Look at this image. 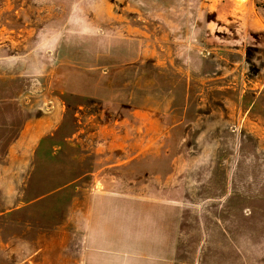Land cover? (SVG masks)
Segmentation results:
<instances>
[{
  "label": "rangeland",
  "instance_id": "obj_1",
  "mask_svg": "<svg viewBox=\"0 0 264 264\" xmlns=\"http://www.w3.org/2000/svg\"><path fill=\"white\" fill-rule=\"evenodd\" d=\"M90 201L264 264V0H0V264H76Z\"/></svg>",
  "mask_w": 264,
  "mask_h": 264
},
{
  "label": "crops",
  "instance_id": "obj_2",
  "mask_svg": "<svg viewBox=\"0 0 264 264\" xmlns=\"http://www.w3.org/2000/svg\"><path fill=\"white\" fill-rule=\"evenodd\" d=\"M91 202L87 203L86 211L82 214L83 222L78 219L77 223L79 240L82 238L79 242L85 246V249L80 250L78 256L76 255V264H132L134 262L131 260L132 251L136 250L141 253L143 264H166L169 262L166 256L174 253L175 235L168 246L153 239L142 244L141 249L134 250L135 248L129 247L126 242L127 220L131 213H128L125 208L129 204L120 201H106L104 203L108 208L102 209L103 211L98 213L99 217H95L93 221V218L90 217ZM161 215L163 214L156 212L153 222L158 224L155 219ZM154 228H150L152 233L157 231V228Z\"/></svg>",
  "mask_w": 264,
  "mask_h": 264
}]
</instances>
